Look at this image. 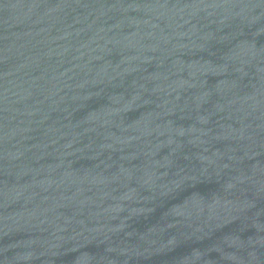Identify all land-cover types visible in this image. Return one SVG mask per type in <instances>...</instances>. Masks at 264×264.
Masks as SVG:
<instances>
[{
    "label": "water",
    "instance_id": "obj_1",
    "mask_svg": "<svg viewBox=\"0 0 264 264\" xmlns=\"http://www.w3.org/2000/svg\"><path fill=\"white\" fill-rule=\"evenodd\" d=\"M0 264H264V0H0Z\"/></svg>",
    "mask_w": 264,
    "mask_h": 264
}]
</instances>
